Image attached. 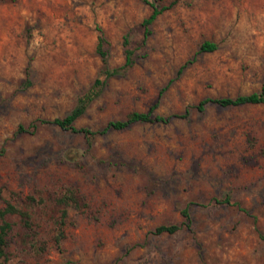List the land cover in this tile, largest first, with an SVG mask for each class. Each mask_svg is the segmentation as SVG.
Returning <instances> with one entry per match:
<instances>
[{"label": "rangeland", "instance_id": "obj_1", "mask_svg": "<svg viewBox=\"0 0 264 264\" xmlns=\"http://www.w3.org/2000/svg\"><path fill=\"white\" fill-rule=\"evenodd\" d=\"M147 1L175 3L144 38L145 0H0V208L31 214L6 216L0 264H264V103L197 108L261 91L264 0ZM98 29L109 67L126 48L132 63L73 125L99 131L155 103L166 122L91 135L41 122L104 78Z\"/></svg>", "mask_w": 264, "mask_h": 264}, {"label": "trees", "instance_id": "obj_2", "mask_svg": "<svg viewBox=\"0 0 264 264\" xmlns=\"http://www.w3.org/2000/svg\"><path fill=\"white\" fill-rule=\"evenodd\" d=\"M146 3H148L151 7V12L150 14L145 17L142 20V25L144 28V38L148 36L150 33V24L155 20V18L164 10L170 8L175 2H171L168 5H164L162 7H158L154 2H149L145 0ZM100 34L97 39L96 43V51L98 54L101 56L103 66L101 70V74L104 76L103 79L101 78H96L94 82L92 83L91 87L89 88L88 91H86L84 94L79 96L77 99V102L75 106L63 117H55L53 119H41V122H48L55 124L59 126L60 128L63 129H70L74 132H83L84 134L91 135L96 132H105L108 129H123L133 123L136 122H152V121H162L166 122L168 120L167 117H163L158 114H154V109L157 105V103L153 104L148 110L146 111H131L130 113L127 114V116L122 119V120H111L107 122V124L99 131H91L88 128H76L73 123L74 121L81 116L87 105L91 102V100L94 99L99 93L101 88L103 87L106 79L109 77L118 74L119 71L128 66L131 61V54L132 50L129 48L125 49V62L123 66L120 67H114L111 68L109 67L107 63V56L106 52L103 49V42L104 38L101 33V30L98 29ZM124 44H128V39L125 37L124 38ZM216 48V44L211 41H203L199 47L200 51H212ZM211 102L218 104L220 106H238V105H243V104H257V103H264V83L262 85V89L259 92H251L249 94H242V95H236L233 97L230 96H225V97H207L204 99H201L197 105L198 109H202L204 104ZM19 130H25L24 126L19 125L18 127ZM31 199L33 197H30ZM70 201L76 202L75 198L72 196V194H66L62 196L59 199V202L64 206L65 204H68ZM9 214H15L20 217L21 221L25 226H30L31 225V214L27 209H23L18 207L16 204L6 201L5 205L0 208V258L4 257L5 255V246H6V237L11 229V223L6 219V216ZM184 216L188 217V212L187 209L183 210ZM67 216V210L65 208L61 209L60 212V217L58 221V232L55 236V241L58 243L63 237V227L65 224V219ZM178 229L177 225H159L155 228L156 233H162V232H167V233H172L175 230ZM261 238L264 239V235H261Z\"/></svg>", "mask_w": 264, "mask_h": 264}]
</instances>
